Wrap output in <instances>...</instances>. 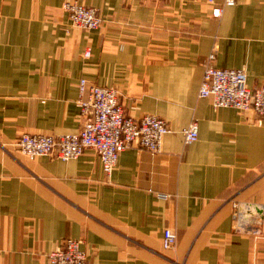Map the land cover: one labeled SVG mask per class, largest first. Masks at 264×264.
Here are the masks:
<instances>
[{
  "label": "crops",
  "instance_id": "0c3cea01",
  "mask_svg": "<svg viewBox=\"0 0 264 264\" xmlns=\"http://www.w3.org/2000/svg\"><path fill=\"white\" fill-rule=\"evenodd\" d=\"M67 1L98 9L100 27H71ZM212 8L0 0V264H48L67 239L88 264H264V238L231 228L234 202L257 209L264 228V119L197 98L214 47L217 68L243 69L249 89L264 85V0H237L219 18ZM80 79L116 89L128 116L164 121L161 153L127 149L107 177L92 149L68 162L17 152L22 134L80 131ZM192 119L198 139L185 145ZM165 229L177 235L173 250Z\"/></svg>",
  "mask_w": 264,
  "mask_h": 264
},
{
  "label": "built area",
  "instance_id": "2783aa9c",
  "mask_svg": "<svg viewBox=\"0 0 264 264\" xmlns=\"http://www.w3.org/2000/svg\"><path fill=\"white\" fill-rule=\"evenodd\" d=\"M237 0H223L219 7L213 5L211 16L219 18L222 7L233 6ZM70 26L83 30H96L101 25L98 9L85 7L78 1L63 3ZM89 54L85 53L87 57ZM216 47L203 63V75L197 98L207 99L213 109L230 108L238 112H252L257 121L264 119V85L249 89L243 69H221L214 64ZM81 129L76 134L48 136L22 134L12 144L20 154L38 159L47 157L68 162L77 159L86 149L99 157L104 174L109 177L120 153L127 149H143L150 154H160L164 137L170 133L168 125L152 115L130 117L119 102V93L111 87L89 84L85 79L78 83ZM183 142L191 145L198 139V123L192 119L182 131ZM232 231L254 239L264 238L261 214L249 204H232ZM81 243L67 239L58 249L47 255L48 264H88V256ZM164 250H173L177 235L171 229L163 231Z\"/></svg>",
  "mask_w": 264,
  "mask_h": 264
}]
</instances>
